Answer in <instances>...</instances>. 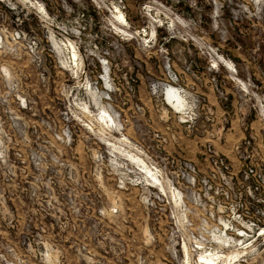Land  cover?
<instances>
[{"label": "rangeland", "instance_id": "1", "mask_svg": "<svg viewBox=\"0 0 264 264\" xmlns=\"http://www.w3.org/2000/svg\"><path fill=\"white\" fill-rule=\"evenodd\" d=\"M0 264H264V0H0Z\"/></svg>", "mask_w": 264, "mask_h": 264}, {"label": "bare ground", "instance_id": "2", "mask_svg": "<svg viewBox=\"0 0 264 264\" xmlns=\"http://www.w3.org/2000/svg\"><path fill=\"white\" fill-rule=\"evenodd\" d=\"M205 259H206V258H205ZM209 260H210V261H209ZM209 260L207 259V261H209V262H211V263L213 262L212 258H211V259H209ZM207 261H206V262H207ZM209 262H208V263H209Z\"/></svg>", "mask_w": 264, "mask_h": 264}]
</instances>
